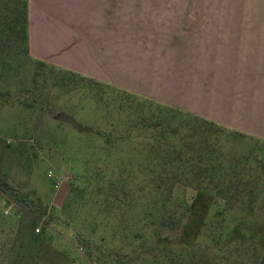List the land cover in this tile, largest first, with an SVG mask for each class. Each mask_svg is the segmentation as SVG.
<instances>
[{
  "label": "rangeland",
  "instance_id": "rangeland-1",
  "mask_svg": "<svg viewBox=\"0 0 264 264\" xmlns=\"http://www.w3.org/2000/svg\"><path fill=\"white\" fill-rule=\"evenodd\" d=\"M28 15L29 0H0V250H6L0 264H104L89 256L79 241L85 237L96 250L99 242L110 251L142 250L136 264L259 261L263 251L247 237L256 231L264 235V139L43 61L30 51ZM236 161L241 163L233 170ZM100 165L109 169L103 173L106 178L94 179L90 193L82 199L76 195L67 206L74 185L84 180L79 175L94 173ZM214 165L224 166L221 182L235 181L230 196L236 198L229 207L219 215L216 206L205 210L207 218L200 220L205 224L191 243L173 236L165 246H149L170 186L212 179ZM122 178L134 191L119 206L115 216L121 210L125 219L118 223L102 211L106 196L97 195L95 187L105 183L106 192L110 179ZM151 180H162V188L149 187ZM182 197L180 191L173 196L176 201ZM23 198L46 213L39 216V228L42 232L46 225L52 236L47 247L29 241L30 219L22 212L36 210L24 209ZM76 210V223H68ZM140 219L151 223L139 228L143 240L133 239ZM240 220L246 233L242 240L233 232ZM94 221L96 229L90 226ZM230 236V245L219 249L217 239ZM102 256L109 258L107 252Z\"/></svg>",
  "mask_w": 264,
  "mask_h": 264
},
{
  "label": "crops",
  "instance_id": "crops-1",
  "mask_svg": "<svg viewBox=\"0 0 264 264\" xmlns=\"http://www.w3.org/2000/svg\"><path fill=\"white\" fill-rule=\"evenodd\" d=\"M47 63L264 139V0H29Z\"/></svg>",
  "mask_w": 264,
  "mask_h": 264
},
{
  "label": "trees",
  "instance_id": "trees-1",
  "mask_svg": "<svg viewBox=\"0 0 264 264\" xmlns=\"http://www.w3.org/2000/svg\"><path fill=\"white\" fill-rule=\"evenodd\" d=\"M29 40V37H28ZM161 104V103H160ZM168 108H171L177 112L184 113L183 111L168 106L164 105ZM188 115L190 113H187ZM191 116L201 118L197 115L190 114ZM207 120V119H205ZM209 121V120H208ZM213 122V121H212ZM242 161V160H241ZM241 161H236L233 165V170H237L239 167V164ZM224 166H213V168L210 170L214 177L212 179H195L194 181L190 180H184L181 181V183L174 182L170 188H169V195H167L166 202L163 205V211L164 213L162 215H159V219L156 220L153 225H154V237L148 241L149 246H155V245H164L169 242L171 237L177 236L180 238L182 241L185 240L188 243H191L194 238H196L199 235V229L202 225H204V220L207 218V214L209 211H205L210 209L211 207L217 208V213L216 215H219L221 211H224L229 207V204L236 198V196L233 197L230 196V193L234 191V185L235 181L234 180H229V181H223L219 180V173L223 170ZM226 169V168H225ZM109 170L105 166H98L97 171L92 173L91 171H85V173H81L79 176L83 178L84 180L79 184V185H74L72 192L74 193L70 197L67 206L73 202V199L76 197V195H80V199L82 197H86L90 191L93 189V181L94 179L97 178H106L103 177V174L105 171ZM200 171H203L200 168ZM198 172V168L196 170ZM162 180H151L148 181L146 184H148L149 187H152L156 190L162 188ZM128 181L124 180L123 178L120 180H114L110 179L108 182L110 186V190H107L104 192L103 190V185L101 183L96 182V191L97 195H105V204L104 209L102 211H107L108 217H114L118 218V223H121V219L123 218V211L120 210L119 215L115 216L116 212L118 211L119 206L125 205L128 201L129 198L128 196L134 191V186H129L127 185ZM195 186V187H194ZM196 190V193L194 194H188L189 189ZM89 190V191H88ZM183 195L181 199L174 200L173 196L177 198V192H179ZM96 194V193H95ZM88 199V198H87ZM86 199V200H87ZM22 200V199H21ZM25 205L23 206L24 209H33L34 211L36 210V213H29L28 212H22L24 217H27L30 219V223L28 224V236H29V241L33 243L34 245H37L38 247H47L48 241L51 240V235L48 234V232L45 231L46 225H43L45 227L42 232L39 226L42 224L40 215H46V213L40 214V207L32 203L30 200H26L23 198ZM22 200V201H23ZM66 208V207H65ZM200 208H203L205 211V214L200 213ZM27 211V210H26ZM76 216L74 219L68 221V223H76L75 218H77L78 215V210H76ZM200 215L198 218L195 220L196 222L188 224V219L190 218H195V215ZM9 217H12L13 215H8ZM120 216V217H119ZM48 218V221L51 220L50 215ZM123 218L122 220H124ZM146 219H140L139 224L136 229H134V235L133 239L135 238H141V235L138 234L139 228L142 226L144 227H150L151 223H145ZM199 222V223H198ZM48 223V222H47ZM70 223V224H71ZM44 224H46L44 222ZM147 225V226H146ZM93 229L97 228V223L95 221L90 225ZM77 228V227H76ZM93 231V230H92ZM39 232V233H37ZM77 233L79 235L80 233L78 232V229H75L73 233ZM198 233L195 237L191 236V233ZM238 235V239L242 240L246 237L245 233V228H244V222L242 220L238 221V224L235 225L234 231ZM114 236L118 235L117 229L113 232ZM75 235V234H74ZM76 236V235H75ZM222 236V235H219ZM144 237L141 238L143 240ZM233 239V237H219L217 239V242L219 244V249H223L230 245V241ZM252 240L253 243L258 244L260 246V249L263 251V254L260 258L259 261H254L253 264H264V235L262 233L256 231L252 233V235L247 237V240L249 241ZM79 241L84 244L88 250L89 256L91 257H96L100 262L102 263H108L109 262H114L115 264H136L137 262L139 263V259L141 256L139 254H142V250L138 252L139 249H129V251H123V249H118L117 251H110L111 249H108L107 247H104L103 243H100L97 245L99 248L98 250L94 249L95 243H93L90 239L87 237L79 239ZM128 246H132V243L130 242ZM134 246V245H133ZM83 247V245H82ZM81 247V249H82ZM105 249L107 251H105ZM5 249L0 250V255L5 256ZM107 252L109 258H103V254ZM176 257V256H175ZM258 258V259H259ZM176 259L173 257L172 261ZM53 264V263H51ZM193 264V263H192ZM202 264V263H199Z\"/></svg>",
  "mask_w": 264,
  "mask_h": 264
}]
</instances>
